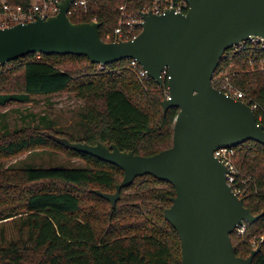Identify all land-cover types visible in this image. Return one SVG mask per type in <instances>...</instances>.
<instances>
[{"label": "trees", "instance_id": "1", "mask_svg": "<svg viewBox=\"0 0 264 264\" xmlns=\"http://www.w3.org/2000/svg\"><path fill=\"white\" fill-rule=\"evenodd\" d=\"M126 1L89 0L88 11L72 20L97 21L102 39L113 42L107 35L117 27L119 7ZM8 2L25 11L31 7V0ZM222 62L223 74L230 69L229 82L259 104L255 114L264 126V50L230 49ZM64 92L85 101L82 143L115 144L142 156L172 146L179 109L163 110L167 83L161 87L151 81L144 88L126 61L99 70L86 57L34 54L0 67V109ZM48 133L73 141L54 126L5 131L0 161L53 145L85 167L0 170V264H183L180 238L165 218L176 195L171 184L139 177L122 189L113 207L94 191L114 194L124 172L57 144ZM234 151L236 184L245 207L259 216L264 213V146L248 141ZM232 241L241 258L260 247L252 264H264V215L246 223Z\"/></svg>", "mask_w": 264, "mask_h": 264}, {"label": "water", "instance_id": "2", "mask_svg": "<svg viewBox=\"0 0 264 264\" xmlns=\"http://www.w3.org/2000/svg\"><path fill=\"white\" fill-rule=\"evenodd\" d=\"M185 1L186 14L146 13L135 39L106 42L100 23L71 21L67 13L72 0H63L56 16L0 28V67L34 54L86 57L97 65L135 59L162 87L167 70L169 98L162 107L164 112L179 109L171 147L142 156L115 144L48 137L124 172L114 194L94 191L113 207L122 189L139 177L151 175L171 184L176 195L165 218L180 238L183 264H252L260 247L247 258L238 257L232 235L241 223L253 224L264 213L254 216L245 207L228 185V168L214 152L248 141L264 146V126L249 105L213 87L212 79L230 49L251 36L264 38V0Z\"/></svg>", "mask_w": 264, "mask_h": 264}, {"label": "built area", "instance_id": "3", "mask_svg": "<svg viewBox=\"0 0 264 264\" xmlns=\"http://www.w3.org/2000/svg\"><path fill=\"white\" fill-rule=\"evenodd\" d=\"M62 1L63 0H31L30 9L25 11L22 6L11 4L8 0H0V5L2 7L0 10V28H8L19 23L32 22L35 21L37 17L46 19L50 16H56L59 13L58 5ZM136 3H139V7L136 6ZM88 8L89 0H72L67 16L73 21L72 18L78 16L82 12L86 13ZM188 10L189 5L185 0H127L124 5L119 7L118 25L112 33L107 35V40L119 42L135 39L142 31L141 25L144 22L143 15L146 13L151 12L154 15H163L168 11H174L176 14H186ZM248 47L264 50V38L251 36L249 40L241 42L232 49L237 53ZM126 62L144 88H146L151 81H154L137 60L130 59L126 60ZM109 65L111 64H100L99 70H104ZM162 78L164 84L167 83L169 80L167 70L162 73ZM212 85L233 100L246 103L254 112L260 110L259 104L249 98L243 91L236 89L222 71H217L215 73L212 79ZM167 98H169V93H167ZM214 156L229 170V174L227 175L228 185L239 198H243L242 189L236 184L238 169L234 161V149H219L214 152ZM245 229L246 223H241L234 234H242Z\"/></svg>", "mask_w": 264, "mask_h": 264}, {"label": "rangeland", "instance_id": "4", "mask_svg": "<svg viewBox=\"0 0 264 264\" xmlns=\"http://www.w3.org/2000/svg\"><path fill=\"white\" fill-rule=\"evenodd\" d=\"M223 68L222 62L218 72ZM229 72L228 68L224 74L227 76ZM84 114L85 101L73 93L64 92L52 96L34 97L30 102L14 103L0 109V135L5 131L20 128L54 126L62 134L68 135L67 137L72 139V142L79 143L85 135ZM40 167L73 169L85 167V163L78 158L69 157L53 145L44 150H34L12 160L0 161V170ZM8 234L12 235L13 231H9Z\"/></svg>", "mask_w": 264, "mask_h": 264}]
</instances>
